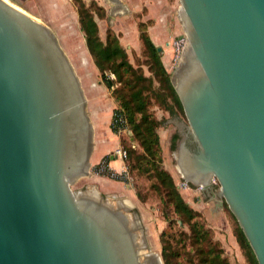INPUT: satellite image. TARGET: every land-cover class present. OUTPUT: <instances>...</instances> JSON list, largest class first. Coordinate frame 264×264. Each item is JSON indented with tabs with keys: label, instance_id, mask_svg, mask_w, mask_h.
<instances>
[{
	"label": "water",
	"instance_id": "water-1",
	"mask_svg": "<svg viewBox=\"0 0 264 264\" xmlns=\"http://www.w3.org/2000/svg\"><path fill=\"white\" fill-rule=\"evenodd\" d=\"M179 2L187 41L171 82L187 122H175L176 169L228 205L264 264V0ZM94 146L88 98L57 33L0 0V264L153 263L128 214L73 189L94 177Z\"/></svg>",
	"mask_w": 264,
	"mask_h": 264
},
{
	"label": "trees",
	"instance_id": "trees-1",
	"mask_svg": "<svg viewBox=\"0 0 264 264\" xmlns=\"http://www.w3.org/2000/svg\"><path fill=\"white\" fill-rule=\"evenodd\" d=\"M73 2L77 7L80 27L90 55L100 72L102 82L112 91L115 99L114 114L122 115L126 119V123L122 125L113 121L112 131L118 134L119 128L125 125L131 129L142 149H126L128 166L131 171H137L152 181L150 188L160 196L164 217L170 223L160 236L163 263L233 264L230 257L225 254L220 241L214 238L212 229L206 227L200 220V212L186 201L174 176L164 166L159 128L168 118H157L151 108L153 104H157L173 118L179 117L180 114L185 115V112L171 82V73L164 64L162 51L158 50V46L149 34L148 28L151 21H141L138 24L141 44L147 55L144 64L148 66L151 73L146 75L142 66L136 67L129 60L127 50L114 30L109 29L104 40L100 37L95 15L105 18V8L96 1H91V4L84 0H73ZM111 73L116 76V79L111 77ZM117 82L121 84L120 87H115ZM179 139L180 133L177 131L172 136V151L177 148ZM104 158L110 160V155ZM105 176L109 175L105 174ZM121 178V175H117L114 180L121 181ZM216 186L219 187V184ZM138 197L140 200L144 199L141 193ZM227 210L235 220L234 234L247 258V263L259 264L236 217L229 208ZM172 213L177 215V219L171 217ZM174 223L182 227L187 226V230L181 231L177 239L171 229Z\"/></svg>",
	"mask_w": 264,
	"mask_h": 264
},
{
	"label": "rangeland",
	"instance_id": "rangeland-1",
	"mask_svg": "<svg viewBox=\"0 0 264 264\" xmlns=\"http://www.w3.org/2000/svg\"><path fill=\"white\" fill-rule=\"evenodd\" d=\"M8 1L13 4H17L15 0H8ZM88 4H91V2H88ZM144 10L141 13L136 14V20L138 24L142 21V18L144 17L143 14H145L146 12V10L145 11ZM173 22L174 23L170 25L172 29H171V33L169 34L170 40H172V42L178 37L185 35L181 22L178 18V12L174 15ZM149 24L152 23L150 22ZM125 49L127 50L129 60L133 63V65L136 67L142 66L144 73L146 75H151L148 66L144 64L145 61L147 60V55L146 53H144L142 44L139 47L129 46V47H125ZM74 58H75L74 62L78 68V72L84 78V83L82 81V84L85 89L86 97L88 98V110L90 112V116L92 118L93 123L94 121H96L95 110H100L101 108H102V115L104 116L103 119L104 118L107 119L108 118L107 114H109V110H107L106 108H108L113 101L115 102V99L111 93L112 91L104 87L101 88L102 86L99 84V81H102L101 76L98 72H95L93 69L91 68L89 69L91 60L88 55L84 54ZM177 64L178 62L176 63V56H175V58L174 57L172 58L168 70L171 73V75L173 74ZM110 75L113 79H116V76L114 74L111 73ZM120 86L121 84L119 82H117L115 85V87H120ZM99 88L101 89V91L98 90ZM91 93H93V95H90ZM151 109L155 113L157 118L159 119L168 118L165 124L159 128V133L161 136L162 152L164 157V166L169 170V166L171 165L173 168V172L175 173V175L178 176L175 167L176 161L173 157V151L171 149V141L173 134L176 133L178 130L177 125L175 124L177 118H180L185 122H187V118L183 114H180L179 117L173 118L169 115V113L161 109L157 104H153ZM114 113L115 112H113L111 124L114 119V115H115ZM100 132L101 130L98 131V133H96V137H98V144L102 142L101 141L102 138L100 137L103 135V133ZM116 135L119 137V144H117V146L110 153L107 154L110 155V160L104 157L102 158V160L110 163L111 155H113V151H115L120 146L127 150L128 148H135L138 150L142 149V147L139 146L138 141L134 138L131 129H129L127 125L125 129H121L120 127L119 133ZM102 160H100L97 163H94L92 166L91 172L94 175V177L92 178L86 177L80 179L79 181L73 184V189L75 191H84V192L97 190L100 196L105 201H109L114 205V208L116 210L118 209L123 211V213L128 214L130 221L131 222L134 221L133 225L135 227H132L131 229L137 232L139 243L148 244V246H150L148 248L147 247L144 248L142 252L143 255L144 256L151 255L148 256L150 257L149 261L150 260L151 262L153 261L154 264L156 263V260H159V258L161 260V263L164 264L161 254L162 243L160 240V236H161V232L167 227H169L170 223L164 217L163 204L160 196L150 188L152 181H150L146 176L140 175L137 171L130 170L127 163L128 156L124 160V164H123L125 170L122 169L118 170L117 168L114 167L111 168L114 173L122 175V177L124 176L126 178V179L124 178L125 181L114 180L113 178L98 174L97 166ZM103 180L122 182L126 190H124V192L123 191L105 192L106 190H104L103 187L101 188L99 186L100 183L98 182V181L101 182ZM177 185L180 191L181 188H183V190L192 191L194 193L193 195H195L194 198H196V202L204 203L206 202V200H208L207 198H209L205 196L200 189L196 187H192L190 184L188 185L181 178L178 179ZM187 185L188 187H186ZM140 193L142 194L145 200L142 199V197H141L142 200L139 199L138 194L140 195ZM226 207L228 208L227 204H225L224 206L221 219H218L219 217L215 219H210V216H208L209 212H205L206 211L205 208H202L203 209L202 211L194 207L193 208L200 212L201 214L200 220L204 222L206 227L212 229L214 238L220 241L222 247L224 248L225 254L230 257L232 263L248 264L247 258L242 252L240 245L234 234L235 220L233 219L231 213L229 212V210H227ZM171 217L177 219V215L174 213L171 214ZM171 229H172V233L176 235L175 238L177 239L181 231L187 230V226L182 227L178 223H174L171 225Z\"/></svg>",
	"mask_w": 264,
	"mask_h": 264
},
{
	"label": "crops",
	"instance_id": "crops-1",
	"mask_svg": "<svg viewBox=\"0 0 264 264\" xmlns=\"http://www.w3.org/2000/svg\"><path fill=\"white\" fill-rule=\"evenodd\" d=\"M15 1L17 2V4L14 5L25 9L32 15L39 17L41 20L52 27V29L57 33L66 53L72 60L77 72L78 68L74 62V57L86 54L90 57L91 60L89 69L91 68L95 72H98L100 74L90 55L84 33L80 27V18L77 7L73 0ZM84 1L87 3L96 1L106 10L105 18H100L97 14L95 15V19L99 26L100 37L104 40L106 38L107 31L109 29H112L119 35L120 42L124 47H139L141 45L136 14L141 13L145 9L146 12L145 14H143L144 17L142 18V21L152 22V24H150L149 26L150 36L158 47H162L163 61L166 68L169 70V66L174 56L172 40H170L169 37L172 29L170 25L174 23V15L178 12V9L180 7L179 0H122L121 5L116 7V9L113 8L114 4L110 0ZM78 74L80 75L81 80L84 83V78L79 72ZM99 84L102 86L101 88H107L102 81H99ZM98 90L101 91L100 88ZM90 95H93V93H91ZM115 107L116 103L113 101L111 105L106 108L107 110H109L107 119H103L104 116L102 115V108L100 110H95V146L91 159L93 164L102 160L104 156L110 153L117 146V144H119V137L112 131L111 128V120ZM100 130V133H103V135L101 137L99 136L100 138H102V142L98 144V137H96V133H98V131ZM123 164L124 160L119 157H115V159H111L110 161V165L114 168H117L118 170H121L123 168ZM169 170L174 176L176 183L178 184V179H183L180 173L176 169L178 176L175 175L171 165L169 166ZM98 182L100 183L99 186L101 188L103 187L104 190H106L105 192H124V190H126L122 182L111 180H103L101 182ZM190 185L192 187H196L191 183ZM181 193L183 194L186 201L194 208L200 211L203 210L202 208H205V212H209L208 216H210V219H215L218 217V219L222 218L223 209L216 206V201L214 199L207 198L208 200H206V202L201 203L196 202V198H194L195 195H193L194 193L192 191L183 190V188H181ZM204 195L209 197L205 193Z\"/></svg>",
	"mask_w": 264,
	"mask_h": 264
},
{
	"label": "built area",
	"instance_id": "built-area-1",
	"mask_svg": "<svg viewBox=\"0 0 264 264\" xmlns=\"http://www.w3.org/2000/svg\"><path fill=\"white\" fill-rule=\"evenodd\" d=\"M186 41H187V38L185 35H183V36L178 37L177 39H175L172 42V46H173V50H174V54H175L173 57L175 58V56H176V63L179 61L181 53L185 47ZM113 121H114V123L121 124V125L126 123V119L122 115H116L114 117ZM125 127H126V125L122 126L121 129H125ZM113 155L115 157L121 158L122 160H125L128 156L127 150L121 146L118 147L115 151H113ZM111 168H113V167L110 165L109 162L102 160L99 163V165L97 166V172H98V174H101L103 176H105V174H107V175H109L107 177L114 179L119 174L114 173ZM122 170H125V168L123 167ZM121 177H122V175H121ZM124 178H125L124 176L121 178L122 181H125L126 178L125 179ZM214 183H215V185L218 184V182L216 180H214ZM188 185L186 187H188ZM196 188L200 189L199 187H196Z\"/></svg>",
	"mask_w": 264,
	"mask_h": 264
},
{
	"label": "bare ground",
	"instance_id": "bare-ground-1",
	"mask_svg": "<svg viewBox=\"0 0 264 264\" xmlns=\"http://www.w3.org/2000/svg\"><path fill=\"white\" fill-rule=\"evenodd\" d=\"M92 195H93L94 197H96V198L99 197V196H98V193H97V192H94V191H93ZM158 261H159L160 264H162L160 259H159Z\"/></svg>",
	"mask_w": 264,
	"mask_h": 264
},
{
	"label": "flooded vegetation",
	"instance_id": "flooded-vegetation-1",
	"mask_svg": "<svg viewBox=\"0 0 264 264\" xmlns=\"http://www.w3.org/2000/svg\"><path fill=\"white\" fill-rule=\"evenodd\" d=\"M177 129H178V127H177ZM179 133H180V130H177ZM180 136H181V133H180ZM149 264H153V263H149Z\"/></svg>",
	"mask_w": 264,
	"mask_h": 264
}]
</instances>
